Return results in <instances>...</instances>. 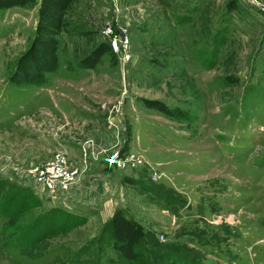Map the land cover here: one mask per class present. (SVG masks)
Masks as SVG:
<instances>
[{"label": "rangeland", "instance_id": "1", "mask_svg": "<svg viewBox=\"0 0 264 264\" xmlns=\"http://www.w3.org/2000/svg\"><path fill=\"white\" fill-rule=\"evenodd\" d=\"M40 4L0 0V264H144L135 225L195 264H264V0H71L55 69L39 51L16 69ZM112 134L146 166L90 163L55 194L37 181L57 150L78 163Z\"/></svg>", "mask_w": 264, "mask_h": 264}, {"label": "built area", "instance_id": "2", "mask_svg": "<svg viewBox=\"0 0 264 264\" xmlns=\"http://www.w3.org/2000/svg\"><path fill=\"white\" fill-rule=\"evenodd\" d=\"M118 1L110 0V7L115 13L119 10ZM103 34L109 41L111 50L118 56V60L126 63L130 58L126 30L115 21L114 26L111 24L105 26ZM115 129L118 128L115 126ZM112 137L113 143H107L105 140L95 143L93 138H86L80 147L82 158L78 163L70 162L64 150H57L48 162L33 170L37 181L44 190L55 194L69 191L80 180L90 163L103 161L105 165L118 171L135 170L146 166L147 161L140 152L124 149L120 136L112 134ZM150 178L155 180L156 173Z\"/></svg>", "mask_w": 264, "mask_h": 264}, {"label": "trees", "instance_id": "3", "mask_svg": "<svg viewBox=\"0 0 264 264\" xmlns=\"http://www.w3.org/2000/svg\"><path fill=\"white\" fill-rule=\"evenodd\" d=\"M71 0H41V4L39 7L38 12V23L36 26V33L35 37L30 45V47L19 57L17 62L16 69L29 58L30 55H33L35 52H38V55L43 53V61L48 59L49 57L51 60L53 59V65L51 67L42 66L39 67L41 70L51 71L54 70L56 67L57 60L54 56L50 54L49 51L53 50V42L51 36H48L49 32L55 31L61 28L65 22L63 17L64 13V6L67 2ZM52 45V46H51ZM109 47V45H108ZM110 49V47H109ZM45 50V51H44ZM18 71V70H17ZM31 71V69H29ZM35 71H37V65L35 66ZM41 73V72H40ZM15 75L14 73L12 74ZM18 81H26V77H17L15 78ZM29 81V80H27ZM31 83H39V80L32 81ZM156 103V102H155ZM162 188V187H157ZM153 188L149 189L152 190ZM164 193H167L165 191ZM165 201L167 204L170 202L168 200ZM127 224L135 225L132 221L125 219ZM114 222V219L108 224L109 227L112 229L113 226H110ZM108 227V226H107ZM135 229L140 230V237L138 242L142 245H139V249H134L133 254L137 256L140 262H144V264H195L197 263L194 255L188 253V250L184 248V246H180L179 244H172L170 242L167 243H160L154 236H150L146 234V232L141 228V225H135ZM110 233V232H109ZM111 235V233H110ZM150 259L152 261H150Z\"/></svg>", "mask_w": 264, "mask_h": 264}]
</instances>
